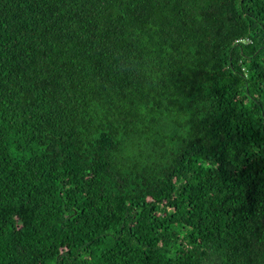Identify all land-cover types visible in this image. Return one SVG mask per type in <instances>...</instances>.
<instances>
[{
  "label": "trees",
  "instance_id": "16d2710c",
  "mask_svg": "<svg viewBox=\"0 0 264 264\" xmlns=\"http://www.w3.org/2000/svg\"><path fill=\"white\" fill-rule=\"evenodd\" d=\"M0 264H264V0H0Z\"/></svg>",
  "mask_w": 264,
  "mask_h": 264
},
{
  "label": "clouds",
  "instance_id": "9594fccd",
  "mask_svg": "<svg viewBox=\"0 0 264 264\" xmlns=\"http://www.w3.org/2000/svg\"><path fill=\"white\" fill-rule=\"evenodd\" d=\"M130 147V152H128L129 155H134L137 152H143L147 149L148 145L146 143H137L135 147Z\"/></svg>",
  "mask_w": 264,
  "mask_h": 264
}]
</instances>
